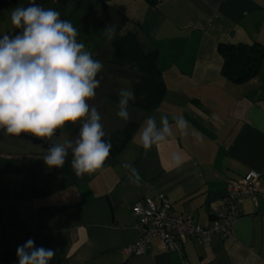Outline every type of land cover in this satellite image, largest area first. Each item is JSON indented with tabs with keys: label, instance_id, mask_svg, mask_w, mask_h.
Wrapping results in <instances>:
<instances>
[{
	"label": "crops",
	"instance_id": "obj_1",
	"mask_svg": "<svg viewBox=\"0 0 264 264\" xmlns=\"http://www.w3.org/2000/svg\"><path fill=\"white\" fill-rule=\"evenodd\" d=\"M111 4L125 10V25L143 48L157 50L165 95L140 114L116 160L85 181L44 197L0 200V264H18L17 248L29 239L55 250L50 264H264V60L254 77L233 83L221 74L217 51L219 43L264 46V0ZM149 116L161 141L145 152L140 132ZM174 117L188 125L179 127ZM174 154L183 159L179 167ZM248 171L260 175V196L241 201L230 236L212 233L206 244L191 237L181 253L154 238L142 254L125 252L140 237L131 209L136 201L164 194L173 214L204 227L227 180Z\"/></svg>",
	"mask_w": 264,
	"mask_h": 264
},
{
	"label": "clouds",
	"instance_id": "obj_2",
	"mask_svg": "<svg viewBox=\"0 0 264 264\" xmlns=\"http://www.w3.org/2000/svg\"><path fill=\"white\" fill-rule=\"evenodd\" d=\"M11 23L20 31L4 33L0 38V130L4 135L26 133L47 141L43 160L50 168L63 167L71 153V168L77 177L101 169L112 144L104 139L98 109L88 101L100 86L96 77L102 62L93 59L85 44L77 41L79 33L71 21L61 19L60 12L45 9L36 0L13 9ZM102 32L109 41L114 39V27L107 26ZM118 97L116 115L127 122L135 93L131 88H121ZM174 120L179 127L188 125L183 117ZM77 122H81L78 135L70 139L65 126ZM161 124L167 131L166 116L161 117ZM140 140L145 152L161 141L154 116L146 119ZM172 160L176 167L183 163L178 154ZM16 254L18 264H50L55 250L37 248L29 239L18 246Z\"/></svg>",
	"mask_w": 264,
	"mask_h": 264
},
{
	"label": "trees",
	"instance_id": "obj_3",
	"mask_svg": "<svg viewBox=\"0 0 264 264\" xmlns=\"http://www.w3.org/2000/svg\"><path fill=\"white\" fill-rule=\"evenodd\" d=\"M48 0H36V3L44 4ZM87 1V0H86ZM111 0H95L89 10L96 6L111 11L118 15L125 24L127 18L116 11ZM149 5H156L158 0H144ZM19 0H0V7L13 8ZM29 3L30 0H27ZM86 20L92 21L89 16ZM115 34L114 45L109 54L103 53L102 57L108 63L116 67H124L131 76V88L136 96L134 102L129 103V108H135L141 112L154 110L162 101L166 92V86L162 77V71L158 67L157 50H145L136 34L130 29H124ZM118 31V32H119ZM217 51L222 57L221 74L233 83H243L254 77L264 60V46L258 42L252 43H219ZM139 70L136 71L135 69ZM113 104L118 103V96H111ZM138 123L129 121L123 123L105 135V140L112 144L111 152L103 167L113 163L118 154L126 146L134 134ZM79 130L74 133L77 137ZM72 155L69 153L65 164L61 168H50L43 158H33L20 155L17 157H5L0 155V200L23 199L27 197H44L65 189L71 185L88 179L85 174L77 177L71 168Z\"/></svg>",
	"mask_w": 264,
	"mask_h": 264
},
{
	"label": "rangeland",
	"instance_id": "obj_4",
	"mask_svg": "<svg viewBox=\"0 0 264 264\" xmlns=\"http://www.w3.org/2000/svg\"><path fill=\"white\" fill-rule=\"evenodd\" d=\"M78 0H48L44 4H39L45 9L51 8L61 14V19H66L72 22L73 26L81 27L85 29L86 27L93 24L94 29V40L95 38L99 41V46L102 45L104 48V53L109 54L111 48L114 45L115 34L121 33L124 29H129L125 24L122 23L121 18L114 14L111 11L104 10L103 7L96 6L93 10H89L86 13V10H76L75 4ZM85 1V0H84ZM88 6L94 3L95 0H87ZM27 0H19L16 5L11 9H5L0 7V38L1 34H4V30L12 28L14 25L11 23V12L17 7H26L28 6ZM115 8V4H111ZM119 12L127 18L125 10L120 6L118 8ZM89 16L93 19L92 21L86 20L85 18ZM129 24V23H127ZM107 26H112L115 29L114 39L109 41L107 36L102 32ZM14 29V28H13ZM16 29V28H15ZM119 31V32H118ZM82 42H84L82 40ZM98 52H95V59L99 60L103 64L102 70L97 74V79L100 81V86L96 89V95L93 99L89 100L90 105H94L101 116V123L103 125V130L105 134L108 135L114 129L123 123H126L124 120L119 118L117 113V105L113 104L110 101L111 96H118V93L121 88H129L131 85V76L127 72V69L124 67H116L112 64L106 63L105 59L97 57ZM130 119L127 121H137L142 112L135 108H129ZM81 127V122H77L75 125L68 124L65 126V133L70 139H75L74 133L77 132ZM9 139V138H6ZM1 141L0 140V155L5 157H17L24 155L27 157L33 158H44L47 154V151L42 150L41 148L28 146L26 148H17L10 144L9 142L15 141L13 139ZM13 143V142H12Z\"/></svg>",
	"mask_w": 264,
	"mask_h": 264
},
{
	"label": "built area",
	"instance_id": "obj_5",
	"mask_svg": "<svg viewBox=\"0 0 264 264\" xmlns=\"http://www.w3.org/2000/svg\"><path fill=\"white\" fill-rule=\"evenodd\" d=\"M260 175L255 171H248L243 177L229 179L226 183V195L221 204L214 210L211 222L207 226H200L190 215H175L171 211V201L164 194L159 201L152 197H145L132 205V213L136 218V228L140 237L124 250L128 254H142L146 252L154 238H158L161 246L167 251L182 252L187 239L194 237L199 243L206 244L212 233L222 237L232 234V226L239 218V205L246 197L258 200V182Z\"/></svg>",
	"mask_w": 264,
	"mask_h": 264
},
{
	"label": "flooded vegetation",
	"instance_id": "obj_6",
	"mask_svg": "<svg viewBox=\"0 0 264 264\" xmlns=\"http://www.w3.org/2000/svg\"><path fill=\"white\" fill-rule=\"evenodd\" d=\"M87 2L88 1H86V0L85 1L84 0H78L75 4V9L76 10H84L85 9L87 11V9L90 7V6H88ZM92 26H93V24H91L90 26L86 27L83 30L81 29V27L74 26L77 28L78 33H79L77 36V41L85 44L86 48L91 51L93 59H95V55H94L95 52H98L97 57H101L103 59L104 58L109 59L108 56H104V57L101 56V54L104 53V50H103L104 47L102 45L99 46V41L96 38L94 40V29ZM19 31H20L19 29H15V26H13L10 29L4 30V33H8L9 35H15ZM82 40L84 42H82ZM106 63H108V62L106 61ZM58 135H59V130H58L57 136L53 137V141H55L58 138ZM6 138L15 140V141H11L9 143L12 144L13 146L17 147V148L22 149V148H26V147L32 145L34 147H38L44 151H47V147H48L47 143L48 142L47 141H40L38 143H34L30 134L22 133L20 136H10V135H4L3 131L0 130V140L1 141L6 140V142H8L7 140H9V139H6Z\"/></svg>",
	"mask_w": 264,
	"mask_h": 264
},
{
	"label": "water",
	"instance_id": "obj_7",
	"mask_svg": "<svg viewBox=\"0 0 264 264\" xmlns=\"http://www.w3.org/2000/svg\"><path fill=\"white\" fill-rule=\"evenodd\" d=\"M32 139H33V142H34V143H38V142H40V141H41V140H40V139H38V138H33V137H32Z\"/></svg>",
	"mask_w": 264,
	"mask_h": 264
}]
</instances>
